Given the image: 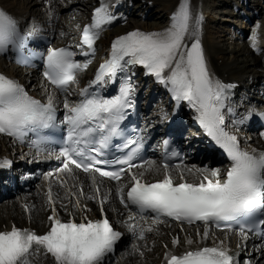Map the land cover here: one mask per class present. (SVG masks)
Returning <instances> with one entry per match:
<instances>
[{
  "label": "snow or ice",
  "instance_id": "1",
  "mask_svg": "<svg viewBox=\"0 0 264 264\" xmlns=\"http://www.w3.org/2000/svg\"><path fill=\"white\" fill-rule=\"evenodd\" d=\"M203 18L202 11L193 13L190 0H180L165 29L153 32L136 29L112 41L109 58L99 66L94 79L79 90L80 99L72 105L67 98L63 102L65 114L60 123L66 126V135L61 142L63 162L60 171L71 173V164L82 168L85 173H99L101 177L117 182L125 173L124 166L131 172L143 140L140 136L124 138L121 123L126 119L127 111L135 108V73L130 72V68L140 65L145 75L155 77L167 88L177 106L187 102L205 134L227 154L230 166L223 179L221 171L213 169L212 178L202 175L199 182L190 183L183 178L182 164H176L174 167L180 170V181L176 182L171 170L173 166L166 156L162 178L155 182H145L143 173L138 176L131 172L129 184L120 185L115 190L120 203L125 207L136 206L141 211L151 210L157 216L164 215L182 223L202 221L218 226L227 223L229 231H237L246 241L250 231H258L264 236V219H260L264 217V151L242 147L238 136L228 129L226 115L232 117L233 127H239L254 114L264 120V112L250 109L237 118L235 109L228 104L234 85L214 78L208 68L201 44ZM115 19L117 17L110 11L106 0H100L91 22L82 30L77 45L81 54L94 55V46L103 27ZM40 31L35 27L23 31L15 19L0 10V52L11 50L16 53L18 62L25 64L39 57L44 65V78L67 95L68 86L77 82V73L86 69L90 61H77V53L71 50V46L48 47L46 54L34 52L28 47V41ZM256 35L254 33L249 39L253 50L259 52ZM109 84L117 85V91L105 96L102 90ZM56 104L55 92L46 91L45 102L29 95L17 80L0 74V133L22 143L31 133L35 139L30 141V146L37 152L46 151L44 146L53 141L42 133L45 129L58 127ZM114 137L124 138V143L117 145L122 154L107 159L105 150ZM168 144L169 141L165 140L166 149ZM178 156L177 151L171 152V157ZM10 164L11 161L4 159L0 167ZM110 165L119 167L115 171L104 170V166ZM91 180L99 196L101 219L85 217L79 223L74 219L61 220L49 187L47 199L52 209V215L48 217L49 230L37 234L29 228L13 225L10 231H0V264H30L29 258L38 254L41 248L45 255L54 258L56 264H102L122 233L116 231L103 215L111 190L108 194H101L94 174ZM25 208L27 210L28 206ZM208 234L209 230L205 228L202 239ZM144 235L142 229L139 237L142 239ZM178 243L177 239L173 240V244ZM187 243L191 245L193 242L189 239ZM165 259L166 264H238L223 242L189 249L182 254L168 252ZM245 264H251V261H245Z\"/></svg>",
  "mask_w": 264,
  "mask_h": 264
},
{
  "label": "bare ground",
  "instance_id": "2",
  "mask_svg": "<svg viewBox=\"0 0 264 264\" xmlns=\"http://www.w3.org/2000/svg\"><path fill=\"white\" fill-rule=\"evenodd\" d=\"M6 6V0H0ZM68 9L78 8V6H84L85 2H79L78 6L74 5L76 0H73V3L69 2L72 0H66ZM100 0H95L98 2ZM120 3L118 0H112ZM150 1V0H147ZM154 3L159 2L162 6V10L168 14V19L165 25L161 28L150 26V24L144 22H139L137 19L129 23V25H125L122 27L120 31H113L111 35L120 36L122 33H125L127 30H135L142 29L145 32H153V31H161L168 27L170 24V17L174 11H176L177 6L180 0H151ZM163 3H162V2ZM248 2V0H245ZM61 3L62 0H59ZM78 2V1H77ZM58 0L52 1V13L49 16L53 18L58 16V12L60 11V7L56 4ZM191 8L194 14H197L201 11H205V3L203 0H190ZM64 5H61L63 7ZM7 7V6H6ZM70 7V8H69ZM86 8H88V4H85ZM96 7V6H95ZM151 6L146 5L144 9H148ZM260 10L258 13L264 14V5L259 6ZM95 9V8H94ZM86 11V14L92 18L93 11ZM130 10L129 8H126ZM12 12H14V8H11ZM239 12V11H238ZM27 15H32L28 11L25 12ZM24 14V13H23ZM55 15V16H54ZM34 17V20L40 22L41 19L39 17ZM60 17V16H59ZM204 17V13H203ZM39 20V21H38ZM54 20V19H53ZM60 20V18H59ZM59 25H53L50 30L56 36H62L59 30ZM59 30V31H58ZM68 30V29H67ZM110 35V36H111ZM108 36V35H107ZM108 36V37H110ZM61 43H68L65 39L58 40ZM71 41V40H70ZM108 41L105 40L103 46H106ZM187 42V41H186ZM201 44L203 46L205 58L207 61L208 68L214 78H218L223 80L226 84H234L236 82L241 81H251L254 82L260 75L259 72L254 74H247L246 69L251 67H260L264 65V53L257 54L251 51L252 58L244 60V64L241 66H222V62L224 61V57H220L218 46L214 45L208 38L206 33H204V27L202 26L201 31ZM62 45V44H60ZM105 49L101 48L100 53L104 52ZM245 51V49H243ZM14 68V67H12ZM12 68H7L3 61L0 59V72L4 75H8V70ZM246 68V69H245ZM8 69V70H7ZM13 71H11L12 73ZM89 72V71H88ZM14 75H16V71H14ZM24 74V71L21 72ZM18 75V74H17ZM242 142L246 141L253 148L264 151V142L260 140H256L255 137L249 135L248 137H244L240 139ZM256 141L255 143H252ZM11 141L7 138L0 137V156L4 151H7L8 144ZM245 145V144H244ZM8 152V151H7ZM152 172L158 177L163 175V171L159 167H153L151 170L141 169L140 173H143V176H148ZM185 175V180L187 182H199L202 178L201 173H192V172H183ZM211 177V174H206ZM66 179V181H65ZM180 181V180H179ZM178 181V182H179ZM120 185H123L121 182ZM51 188L53 199L55 201L56 213L59 218L63 221L71 220L72 218L83 219L84 215L87 214L89 216L99 217L100 215V204L98 202V197L95 192V189L92 185L90 175H82L77 176L71 173H67L65 177H59L57 175H53L51 178H48L45 182V185L37 189L35 193L28 195V197L23 196L18 200H13L9 204L5 205L3 211L0 212V216L7 215L8 219L11 221V225L13 223L16 224L17 227L20 228H29L37 232V234H44L49 230L50 221L48 219L49 216L52 215L51 206L48 203V190ZM82 188V193L79 189ZM58 190V191H57ZM96 196V199H90V197ZM111 197V196H110ZM113 201L114 207V215L118 216L121 213V217L118 220L122 219V225H119V228L128 232V239L131 241L134 240L136 242L135 246H131L127 252L125 253V257L122 263L120 264H166L165 254L168 252L174 254H182L184 251L189 249H196L198 247L204 246H214L223 242V245L229 249L230 254L234 255L239 264H245V261H251V264H264V249H258L254 247V239H249L245 242L239 240V242H231V234L229 231L227 232H218L212 230L207 225H199V227H179V225L172 224L170 227L163 225L161 222H149L148 220L138 219L135 214L131 211L121 209L117 206L115 202L114 196L110 198V200L104 205V207L109 209V202ZM79 206H78V205ZM25 205L28 206L26 210ZM113 209V208H112ZM28 219L31 220L28 223ZM127 222V223H125ZM9 227V229L12 228ZM151 231H148V229ZM205 228L209 230L208 237L206 239H202ZM8 229V230H9ZM147 232V234H151V243L147 244L146 240L139 239V232L141 230ZM225 235H222V234ZM183 238L184 243L182 245L173 244V240L177 239L178 241ZM192 240V244L188 245L187 241ZM167 241L169 243L168 248H162V242ZM231 245V246H230ZM250 247H253L251 251H248ZM30 264H56L53 257L50 254L45 255L44 250L41 248L38 254L32 255L30 258Z\"/></svg>",
  "mask_w": 264,
  "mask_h": 264
},
{
  "label": "rangeland",
  "instance_id": "3",
  "mask_svg": "<svg viewBox=\"0 0 264 264\" xmlns=\"http://www.w3.org/2000/svg\"><path fill=\"white\" fill-rule=\"evenodd\" d=\"M6 6L8 8H14V10L18 13H25L28 11L32 13V15L39 17L46 21L48 18L52 19L49 16L52 13L53 0H6ZM74 5L78 6V3L85 2L88 4L90 8L88 11L91 10L94 6L95 0H76ZM136 1V0H135ZM132 1V6H134V11L137 14V19L139 22H144L150 24L153 27H163L168 19V14L162 10V6L159 2H155V4L148 8L144 9L137 6V2ZM207 8L208 18L206 20V30L208 32L207 38L216 46L219 47L221 52L219 51L220 57H224V61L222 62V66H241L244 64V60L251 59V46L245 42H242L240 38H237V35L241 33V31H245L244 24L249 23L251 24L252 17L250 19H243L237 14V4H242L243 0H234L236 4L233 5V0H204ZM251 4L254 8H257L259 4L264 5V0H250ZM162 2V1H161ZM163 3V2H162ZM235 3V2H234ZM58 7H60V11L58 12V16H60V21L56 20L55 23L59 25V27L69 28L72 31V35L77 33L79 27L77 28V22L82 21L85 19L86 16V7L78 6L76 10L66 8L67 1L63 0L61 3L58 0L56 3ZM61 5H64L61 7ZM70 8V7H69ZM250 12V11H249ZM260 21V25H257V19L253 17L252 22L256 25V29L259 30L258 35L256 36L257 40L261 42L264 38V14H260L257 16ZM134 19V18H132ZM256 19V20H255ZM77 21V22H76ZM240 22L243 25L239 24ZM73 25V26H72ZM254 25V26H255ZM82 26V25H81ZM258 26V27H257ZM65 28L61 29V32ZM247 31V30H246ZM75 36V34L73 35ZM245 49V51H243ZM263 53V52H262ZM261 68V67H260ZM246 69V68H245ZM260 69L258 67H251L249 66L245 72L249 74L258 72ZM254 97H260L256 92L251 93ZM156 106H159L156 103ZM5 222H0V226L5 224H9V220L5 219ZM146 243L151 242V235L148 234L145 238ZM135 242V241H132ZM131 242V243H132ZM185 241L181 239L179 244H183ZM132 244H127L124 247V250L119 256V263H122L125 257L126 251L129 249ZM162 248H168V243L162 242Z\"/></svg>",
  "mask_w": 264,
  "mask_h": 264
}]
</instances>
